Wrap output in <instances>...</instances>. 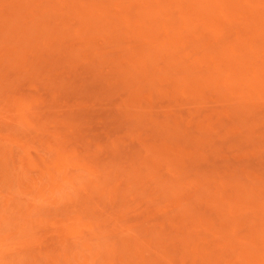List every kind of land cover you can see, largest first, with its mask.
I'll list each match as a JSON object with an SVG mask.
<instances>
[{"label": "rangeland", "instance_id": "1", "mask_svg": "<svg viewBox=\"0 0 264 264\" xmlns=\"http://www.w3.org/2000/svg\"><path fill=\"white\" fill-rule=\"evenodd\" d=\"M0 264H264V0H0Z\"/></svg>", "mask_w": 264, "mask_h": 264}]
</instances>
